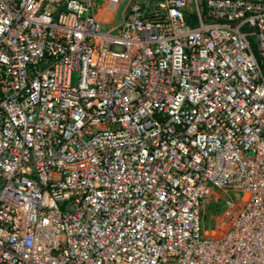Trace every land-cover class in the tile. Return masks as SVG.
I'll list each match as a JSON object with an SVG mask.
<instances>
[{
    "label": "built area",
    "instance_id": "built-area-1",
    "mask_svg": "<svg viewBox=\"0 0 264 264\" xmlns=\"http://www.w3.org/2000/svg\"><path fill=\"white\" fill-rule=\"evenodd\" d=\"M96 2L0 0V264H264V0Z\"/></svg>",
    "mask_w": 264,
    "mask_h": 264
},
{
    "label": "rangeland",
    "instance_id": "rangeland-1",
    "mask_svg": "<svg viewBox=\"0 0 264 264\" xmlns=\"http://www.w3.org/2000/svg\"><path fill=\"white\" fill-rule=\"evenodd\" d=\"M106 1L107 0H97L96 7H98L99 10L96 11V14H98L99 11H103L106 9V7H107ZM144 1L145 0H119L118 5L113 8L114 11L113 10L111 12L106 11L105 14L100 16L99 21H100L101 26L105 30H108L112 27L119 25V23L121 22V12L127 7L128 3H130V4H133V3L141 4ZM223 209H224L223 200L221 199V200H219V211L222 212ZM210 214H213V212H208L207 216L209 217ZM213 216L215 217V214ZM211 227L213 228V223H212Z\"/></svg>",
    "mask_w": 264,
    "mask_h": 264
},
{
    "label": "bare ground",
    "instance_id": "bare-ground-1",
    "mask_svg": "<svg viewBox=\"0 0 264 264\" xmlns=\"http://www.w3.org/2000/svg\"><path fill=\"white\" fill-rule=\"evenodd\" d=\"M107 2H108V0L106 1V4H107ZM115 7V6H114ZM113 7V8H114ZM99 9H98V7H96V9H95V11H98ZM112 10V9H111ZM106 11H108L107 10V8L105 9V10H103V11H99L98 12V14H96V12H95V19L97 20V21H99V18H100V16H102L103 14H105L106 13ZM109 12H111V11H109ZM109 14V13H108ZM100 22V21H99Z\"/></svg>",
    "mask_w": 264,
    "mask_h": 264
}]
</instances>
